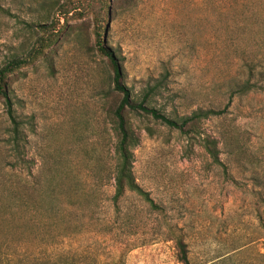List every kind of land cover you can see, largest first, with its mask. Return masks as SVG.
Returning <instances> with one entry per match:
<instances>
[{
  "label": "rangeland",
  "instance_id": "rangeland-1",
  "mask_svg": "<svg viewBox=\"0 0 264 264\" xmlns=\"http://www.w3.org/2000/svg\"><path fill=\"white\" fill-rule=\"evenodd\" d=\"M0 0V68L53 24L59 41L11 77L26 141L10 144L0 100V264H264V0H105L104 43L127 86L184 134L133 120L138 185L114 205L112 70L97 51L101 0ZM246 87H253L243 93ZM114 91V90H113ZM219 142L218 166L203 139ZM46 260V261H43Z\"/></svg>",
  "mask_w": 264,
  "mask_h": 264
},
{
  "label": "trees",
  "instance_id": "trees-1",
  "mask_svg": "<svg viewBox=\"0 0 264 264\" xmlns=\"http://www.w3.org/2000/svg\"><path fill=\"white\" fill-rule=\"evenodd\" d=\"M103 11V15L97 17V51L101 56L106 58L107 63L112 70V86L113 90L112 103L108 108V116L113 126V131L116 137L115 145V159H116V173L114 177L115 181V194L113 197L114 205L117 207V211H120V203L129 193H135L151 206L153 209H159L155 202L151 199L150 195L146 193L137 183L134 175V162L135 153L134 150L140 145L141 136L140 133L134 128L133 120L140 118L153 119L156 122L167 126L170 129L180 131L184 134H190L197 130V125L202 119H209L212 117L220 116L221 111H206L194 113L190 117H184L179 119H173L160 110H157L151 105V98L157 91V87L151 88L143 97L142 100L136 98L132 90L127 86L124 79V72L120 66L118 54L108 47L103 42L102 36L106 34V27L104 26L105 18L109 15V8H107V2L101 0L99 3ZM73 0H66L61 6H59V12L62 16L69 17L70 14L76 13L78 7H74ZM39 29L43 32V36L39 37L34 46L23 56H16L4 63L0 68V100H2L9 121V136L10 144L13 149L19 153L22 143L26 141L25 134L23 133V121H21L18 115L15 104L11 96V77L22 69L33 65L37 60L44 56L45 51L53 44L59 41V37L54 36V26L40 24ZM264 91V86L260 87ZM253 87H246L242 90L243 93L250 92ZM203 147L209 157L213 160V163L218 166H224L221 162L219 142L215 138L207 137L203 139ZM178 246V261L182 264H192L186 244L183 240L177 241ZM46 261V260H43ZM48 264V262L40 263Z\"/></svg>",
  "mask_w": 264,
  "mask_h": 264
},
{
  "label": "crops",
  "instance_id": "crops-1",
  "mask_svg": "<svg viewBox=\"0 0 264 264\" xmlns=\"http://www.w3.org/2000/svg\"><path fill=\"white\" fill-rule=\"evenodd\" d=\"M149 262H150V260L148 259V260L141 261V263H139V264H149Z\"/></svg>",
  "mask_w": 264,
  "mask_h": 264
}]
</instances>
